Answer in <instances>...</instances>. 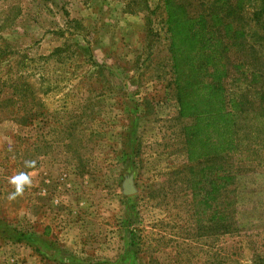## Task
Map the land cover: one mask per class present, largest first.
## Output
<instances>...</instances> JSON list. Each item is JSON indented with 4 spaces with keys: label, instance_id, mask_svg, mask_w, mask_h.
<instances>
[{
    "label": "rangeland",
    "instance_id": "obj_1",
    "mask_svg": "<svg viewBox=\"0 0 264 264\" xmlns=\"http://www.w3.org/2000/svg\"><path fill=\"white\" fill-rule=\"evenodd\" d=\"M165 3L0 0V264H264V129L221 107L264 83Z\"/></svg>",
    "mask_w": 264,
    "mask_h": 264
},
{
    "label": "trees",
    "instance_id": "obj_2",
    "mask_svg": "<svg viewBox=\"0 0 264 264\" xmlns=\"http://www.w3.org/2000/svg\"><path fill=\"white\" fill-rule=\"evenodd\" d=\"M256 3L258 7H255ZM165 6L170 30L175 35L182 34V42L186 44L182 45L180 40H176L173 46L177 42L179 49H190V55L200 58L195 60V64L203 62L205 43L212 48L211 53L206 55L211 58L205 59L200 68L210 69L221 77L229 70L247 73L253 80L249 84L250 89L256 87L257 81L264 83V55L259 58L256 44L246 41V31L252 25L253 29L257 26L259 32L256 38L260 40V47L264 48V0H166ZM193 42L196 44L193 45ZM220 82L217 79L219 87ZM245 96L236 100L238 103L235 107H231L233 101L230 97L221 107L228 113L227 124L232 127V135L236 137L248 125V119H253L248 135L242 132L243 138L248 139L256 128L264 129V95L254 96L252 101L243 99Z\"/></svg>",
    "mask_w": 264,
    "mask_h": 264
},
{
    "label": "clouds",
    "instance_id": "obj_3",
    "mask_svg": "<svg viewBox=\"0 0 264 264\" xmlns=\"http://www.w3.org/2000/svg\"><path fill=\"white\" fill-rule=\"evenodd\" d=\"M25 177L21 176L20 181H24ZM19 183V181H18ZM23 189L22 188H17L16 192H14L10 198L14 199L16 196L20 195L22 193Z\"/></svg>",
    "mask_w": 264,
    "mask_h": 264
}]
</instances>
